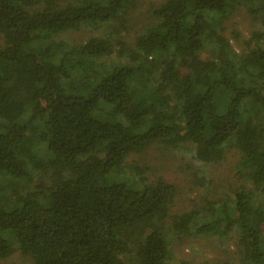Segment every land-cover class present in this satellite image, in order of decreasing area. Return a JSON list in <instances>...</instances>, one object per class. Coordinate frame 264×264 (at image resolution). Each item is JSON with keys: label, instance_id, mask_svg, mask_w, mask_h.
Wrapping results in <instances>:
<instances>
[{"label": "trees", "instance_id": "trees-1", "mask_svg": "<svg viewBox=\"0 0 264 264\" xmlns=\"http://www.w3.org/2000/svg\"><path fill=\"white\" fill-rule=\"evenodd\" d=\"M130 3L0 0V260L190 264L169 236L215 235L235 238L229 264H264V0H166L134 46L116 27L61 38ZM239 7L263 27L243 54L221 31ZM153 145L204 166L236 151L244 183L172 219L175 186L127 171Z\"/></svg>", "mask_w": 264, "mask_h": 264}, {"label": "rangeland", "instance_id": "rangeland-1", "mask_svg": "<svg viewBox=\"0 0 264 264\" xmlns=\"http://www.w3.org/2000/svg\"><path fill=\"white\" fill-rule=\"evenodd\" d=\"M66 3L70 0H61ZM166 0H131L126 12L113 25L103 27L100 32H91L84 28L63 35L71 45L84 44L93 36H102L119 29L129 45L134 46L138 35L150 28L156 18L154 9ZM223 35L229 40L237 54L248 53L246 43L253 35L262 30L259 19H253L245 8L239 7L223 22ZM117 31V30H116ZM0 43L2 37L0 35ZM208 53L203 59L209 58ZM239 154L229 151L223 162L204 166L183 150H170L160 145H153L142 152L134 153L126 160L127 171L138 168L150 181L163 178L173 184L177 190L171 209L172 219L182 215L205 210L207 201H219L232 195L243 185L238 175ZM202 178H205L203 180ZM264 236V230H263ZM235 238L220 239L218 236H169V246L174 262L184 260L190 264H229L235 262ZM28 256L16 252L11 257L0 260V264H31Z\"/></svg>", "mask_w": 264, "mask_h": 264}]
</instances>
